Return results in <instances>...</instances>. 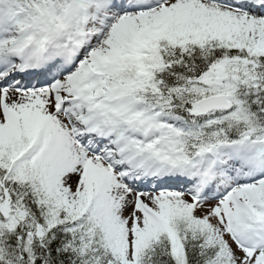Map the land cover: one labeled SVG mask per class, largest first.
<instances>
[{"label": "snow or ice", "instance_id": "obj_1", "mask_svg": "<svg viewBox=\"0 0 264 264\" xmlns=\"http://www.w3.org/2000/svg\"><path fill=\"white\" fill-rule=\"evenodd\" d=\"M0 264H264V0H0Z\"/></svg>", "mask_w": 264, "mask_h": 264}]
</instances>
